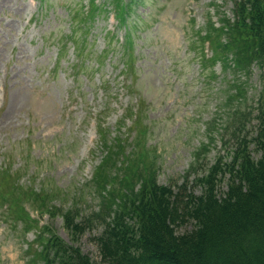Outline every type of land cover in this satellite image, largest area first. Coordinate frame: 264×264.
<instances>
[{
    "label": "rangeland",
    "instance_id": "374dc122",
    "mask_svg": "<svg viewBox=\"0 0 264 264\" xmlns=\"http://www.w3.org/2000/svg\"><path fill=\"white\" fill-rule=\"evenodd\" d=\"M87 1L0 0V92L4 91L0 98V264H30L31 253L42 247L49 230L79 246L94 262L101 261L96 238L108 213L102 211L106 205L100 201V190L95 191L90 181L105 155L102 142L107 134L118 140L112 142L113 149L122 153L118 164L135 153L137 166L153 163L160 183L176 184L190 172V180L201 176L215 155L230 149L236 109L240 118L242 114L254 118L257 113V96L264 91L261 67L253 65L250 75L238 72L248 83L247 99L239 105L237 100L226 103L229 92H235L230 87L234 73H221L217 63L219 77L210 82L199 58L200 35L194 27H204L211 15L216 22L223 14L232 17L233 0L135 3L129 18L135 19L137 28L135 56L129 50L132 69L126 72L123 50L108 42L112 33L106 35L115 30L123 38L125 28H115L116 21L106 19L104 13L96 15L85 52L92 59L90 66L99 67L87 70L90 75L86 72L81 86L69 93L74 76L66 78L65 69L80 57L69 42L66 54L57 58L59 38L75 32L73 25L79 21L72 11ZM84 34L77 27L74 35ZM108 47L114 52L104 56L102 51ZM100 59L104 64L96 61ZM94 82L100 85L98 90ZM211 121L216 140L194 170L195 152L200 140L208 141ZM257 128V119H252L244 135L252 139ZM225 188L222 184L221 190ZM41 202L55 204L53 212L45 211ZM65 212L77 216L76 220L88 217L91 225L73 238ZM192 228V221L177 225L180 232ZM35 264L44 263L39 258Z\"/></svg>",
    "mask_w": 264,
    "mask_h": 264
},
{
    "label": "trees",
    "instance_id": "16d2710c",
    "mask_svg": "<svg viewBox=\"0 0 264 264\" xmlns=\"http://www.w3.org/2000/svg\"><path fill=\"white\" fill-rule=\"evenodd\" d=\"M139 1L113 0L123 23H128L127 14ZM232 13V17H220L223 24L219 27L209 21L205 37L216 33L213 55L205 58L202 53L200 59L212 72L215 63L221 62L225 71L234 73L230 87L235 92H229L226 103L237 100L241 104V99H247L248 83L238 77V72L250 75L256 64L264 74V0H233ZM131 27L135 28L134 21ZM256 109L254 118L244 114L240 118L236 109L239 127L231 130L230 149L215 155L205 173L194 180H190V172L180 183L162 184L153 163L137 166L132 153L118 164L122 153L112 147L118 140L105 143L107 153L92 181L106 205L102 211L108 213L96 238L101 261L94 262L79 246L46 230V241L29 263L35 264L40 258L44 264H264V91L257 96ZM252 119H257L258 128L251 139L244 133ZM208 153L209 145L202 142L192 169L196 170ZM193 184L200 188L198 192ZM222 184L226 186L223 190ZM51 207L42 208L51 213ZM66 214L73 238L91 225L88 217L76 220L77 216ZM187 221L193 222V228L180 232L177 225Z\"/></svg>",
    "mask_w": 264,
    "mask_h": 264
}]
</instances>
